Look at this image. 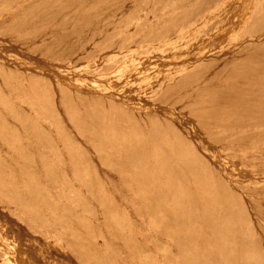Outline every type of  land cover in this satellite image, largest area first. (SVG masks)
Wrapping results in <instances>:
<instances>
[{"label": "rangeland", "instance_id": "rangeland-1", "mask_svg": "<svg viewBox=\"0 0 264 264\" xmlns=\"http://www.w3.org/2000/svg\"><path fill=\"white\" fill-rule=\"evenodd\" d=\"M37 1L0 0V264H167L164 256H175V247L158 239L155 245L146 243V235L157 233L149 229L154 217L135 197L140 192L130 189L137 162L129 160L130 144L141 143V131L159 122L169 141H185L182 148L195 155L188 159L203 160L210 177L223 182L229 198L247 210L246 244L252 251L241 246L243 232L235 227L224 233L226 240H236L226 258L250 252L264 264V130L256 140L231 144L234 148L212 143L200 126L205 115L186 109L215 96L184 97L204 82H223L220 75L236 68L228 65L242 49L264 45V30L250 33L249 0L208 7L205 0H192L176 13L202 15L182 18L162 37L152 32L173 18L170 10L178 0H164L159 8L164 21L144 15L154 8L153 0H57L46 6L44 16V9L34 11ZM150 34L151 40L164 39L162 52L134 56L123 50V44L140 43ZM123 51L130 64L122 76L123 68H117L110 77L104 70ZM201 66L211 68L202 82L186 83ZM141 82L146 83L140 87ZM112 137L117 142L107 140ZM225 168L236 176L233 180ZM147 190L143 198L156 205L158 196ZM177 200L184 202L181 196ZM207 212L201 210L202 218L216 227ZM168 228L161 233L170 235ZM188 228L181 223L172 232ZM179 242L186 244L184 238Z\"/></svg>", "mask_w": 264, "mask_h": 264}, {"label": "bare ground", "instance_id": "bare-ground-1", "mask_svg": "<svg viewBox=\"0 0 264 264\" xmlns=\"http://www.w3.org/2000/svg\"><path fill=\"white\" fill-rule=\"evenodd\" d=\"M55 1L57 0H38L34 6V11H38L39 13L40 10L42 11L44 9V12L40 14L44 16L47 11L46 6L49 3ZM191 1L192 0H178L177 3H175L174 8L170 10V15H172L173 18L169 22H165V15H161V12L159 11V8L161 5H163L164 0H153L154 8L146 10L144 15L146 17H148L149 15L160 17L159 21L162 20L165 24L162 29L154 30L152 32L153 35H159L162 37L161 34H164L167 31L169 32L170 27L175 26L177 22L182 20V18L188 19L189 17L191 18L200 15V12H196L193 14H186L185 16L181 17L180 15H178V13H176L179 8L187 6L189 3H191ZM221 1L223 0H205L204 7H208L209 5L216 2L220 3ZM262 1L264 0H249L248 2V4H251V8L253 10L250 15V19L254 21V25L250 28V33L252 35H259L264 30V6L260 4V2ZM135 9L136 8L134 6L130 11V14H132ZM223 13L224 12H222L220 15H222ZM165 18H168V16ZM37 21L38 19H36L34 22ZM67 23L68 22H66V24ZM130 25V23H127L125 25V29H130ZM79 29L80 28L78 27L76 30ZM27 32H29V30H27ZM153 35L150 34L149 36H147V40H143L140 43H136L134 45L123 44L122 48L124 51L127 49L130 52H135V54H133L134 56H136L137 54H147V52L149 51L162 52L163 49H161L160 46L162 44L161 42L164 39L160 38L158 40H151L150 38ZM146 44L147 46L144 47ZM149 45H154V47H150ZM124 51L123 55L119 57L118 61L115 62V64L109 65L107 68H105L104 71L110 74V77L115 76V71L119 70L117 68H123V70H121L122 76V73L125 72L124 67L127 65L129 66L130 62L126 65V61L130 59V56L128 55L127 51V53ZM201 55H203V53H201ZM234 65H236V68L234 70L229 73L224 72L222 73L223 75H220V78H222L221 81L223 80V82H218L219 78L216 79V82H204L201 87H198L197 91L195 90V92L184 96H191V98L193 99L195 97H199L198 99L200 100L203 99L202 94L205 95L207 93H210L211 95L215 96V98L202 100V103L188 107L186 111H188L190 115H205L206 120L203 123L201 122L200 126L208 134L210 142L215 144H222V146L227 148H234L230 146L231 144L237 146L238 143H245L247 141L256 140L258 138L257 136L262 134L261 130H264V45L259 43H252L247 48L242 49L232 60H230L228 68ZM210 69L211 68H208V66L199 67V69L194 72L189 78H187V81L185 80V82H202L200 81V78H202V75ZM145 83L146 82H141L140 87L145 85ZM235 84L239 85L235 86ZM180 86L185 85L180 84ZM171 93L173 92H170V94ZM184 97H182L180 100H176L175 103H180ZM165 98L166 97L161 100L165 101ZM0 100L3 99H1L0 97ZM2 104L8 107V105H5L3 101ZM172 117L175 118V116ZM232 119L235 120L236 123L233 124L231 121ZM105 122L107 121H104V123ZM218 122L220 123L218 124ZM158 124L150 125L149 127L143 129V131H141L140 133L141 138L139 142L141 143L135 145L132 142L129 147V160L133 159L137 161L136 164L133 163L134 172H132L135 173L136 176L134 177L136 178V180L134 179V184H132L130 189L134 188V191L140 192V194L135 192L136 195H133L137 197V200L145 203L144 208H147L148 213L153 215L154 217H152L154 222H152V224L150 223L149 225V229H151L150 232L153 230L157 231L156 234L155 232H152L150 233L151 235H146L149 236L145 237V239L148 238L146 240V243L149 246H152L155 245V241H157V239L158 241L163 242L170 241L174 245L176 250V255L173 257L179 259V262L181 264H259L261 261L260 258L255 259L251 257L249 255L252 251L251 247L250 245L247 246L246 244L247 238L250 237V226L248 225V215L246 214L247 210L245 211L244 209H242L243 207L240 206V202H238V199L229 198L230 191L228 190V188L223 186V182L216 181L215 179H212L213 177H210L212 176L210 174H212L213 172L210 170V168H208V166L205 167L206 164L203 160L202 162H200L201 160H199L198 162L197 157H195V161L193 160V162H191V159H188L191 156L190 154H192L188 153L192 150L190 148V150H184L185 146H183L182 143H184L185 141H179L180 143L177 141L176 143L178 144H174L175 142L173 143L169 141L171 140V138L169 137L170 135H168V139L166 134L167 132L165 131L166 129L161 128V124ZM170 128V130L175 132L172 127ZM167 131H169L168 128ZM174 132H168V134L170 133L174 136L176 135L172 134ZM177 136L180 138L178 134ZM109 139L111 140V142H117V139H115L114 137L108 138L107 140L109 141ZM177 139L178 138H176V140ZM186 144L187 143H185V145ZM182 146L184 149L182 148ZM182 150L185 151L183 154ZM185 154L189 156L187 157L185 156ZM194 156L192 155L191 158ZM110 158L112 157L110 156ZM106 162L104 160V163ZM107 164L110 165L112 163ZM121 169L123 170L122 167L120 168V170ZM86 171H88V169ZM110 172L112 171L110 170ZM127 173L124 171V175ZM224 174L231 180L236 177L227 168H225ZM188 177L190 178L189 180ZM130 182L131 181H128V184ZM219 186H221V190H219ZM237 187H239V185ZM150 188L153 189L152 193L158 196L156 205L147 202L145 198H143L144 192L148 191L147 189ZM141 192L143 193V195L141 194ZM179 196L183 197V203L177 200ZM133 200L135 201L136 199L134 198ZM137 200L135 202H137ZM234 202L237 206L234 204ZM202 209L204 211H208L206 214H209V216L214 219L216 227L213 226V224H211L209 220L202 218ZM143 210L142 213H144ZM222 217H224L223 220ZM239 220L243 221L244 223L242 227H240L241 221ZM141 222L143 223V225L146 224V221L144 222L143 219ZM181 223L186 224L187 226H189V228L185 232L175 231V233H173V228H178ZM166 227L170 228L171 232L169 230L166 232L168 234L170 232V235H166L165 232L161 233L162 231H160V228ZM235 227L243 232L244 239L242 238V240L240 241L241 246H243V248H245L247 252H250L247 254L244 253L240 256H236L233 259H227L225 256V252L229 247H233L235 245L236 240H226V238L224 237V233L227 230H233ZM181 238H184L186 240L185 245L179 242V239ZM210 252H216L217 254H219V257H210ZM164 257L165 260L163 261L167 262V264L174 263L173 257Z\"/></svg>", "mask_w": 264, "mask_h": 264}]
</instances>
